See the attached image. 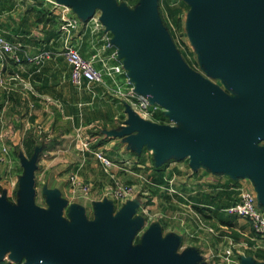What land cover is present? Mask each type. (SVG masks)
Instances as JSON below:
<instances>
[{
    "label": "crops",
    "instance_id": "0c3cea01",
    "mask_svg": "<svg viewBox=\"0 0 264 264\" xmlns=\"http://www.w3.org/2000/svg\"><path fill=\"white\" fill-rule=\"evenodd\" d=\"M83 1L0 0V38L16 47L18 58L14 63L0 53V197L17 205L28 187L32 206L45 213L56 209L68 227L106 218L119 226L112 242L128 234L126 251L152 239L191 264H264V236H254L245 218L227 211L243 190L259 203L249 176L175 155L160 158L148 142L138 144L129 127L139 114L111 93L122 76L103 74L100 82L78 88L70 83L63 58L68 49L96 70L119 62L101 12L86 16L75 3ZM110 1L133 12L142 0ZM27 132L34 143L28 153ZM92 151L112 167L104 172ZM71 177L89 187L86 196L72 188ZM113 180L130 186V194L105 196ZM17 258L15 245L0 254L7 262Z\"/></svg>",
    "mask_w": 264,
    "mask_h": 264
},
{
    "label": "water",
    "instance_id": "95a60500",
    "mask_svg": "<svg viewBox=\"0 0 264 264\" xmlns=\"http://www.w3.org/2000/svg\"><path fill=\"white\" fill-rule=\"evenodd\" d=\"M156 2L142 0L133 12L110 0L75 2L86 16L101 12L133 91L164 109L173 124L131 117L129 130L137 133L138 144L148 142L160 158L175 155L192 165L202 161L216 171L249 176L264 212V151L255 149L264 142V0H186L198 6L192 31L206 65L240 100L182 68L155 23ZM118 228L103 217L94 225L68 227L56 209L45 213L34 208L28 187L17 205L0 197V254L15 245V261L26 256L29 264H191L187 257L169 256L166 246L152 239L126 251L127 233L112 242Z\"/></svg>",
    "mask_w": 264,
    "mask_h": 264
},
{
    "label": "built area",
    "instance_id": "2783aa9c",
    "mask_svg": "<svg viewBox=\"0 0 264 264\" xmlns=\"http://www.w3.org/2000/svg\"><path fill=\"white\" fill-rule=\"evenodd\" d=\"M75 24V21L69 23L70 26H74ZM16 50V47L9 45L0 38V53L9 55L14 63L18 62V58L15 55ZM63 58L69 66V81L74 87H80L83 82L98 83L101 81L103 74L109 77L120 75L122 76V81L117 83L114 82L111 91L113 96L128 103L130 107L137 111L142 120L157 124L152 120L153 114L161 113L164 117V113L166 112L164 109L151 103L148 97L136 94L133 91V85L126 76V71L123 69L120 61L115 65L105 67L103 70H96L88 61L82 59L74 49L66 50L63 53ZM163 125L171 126L173 124L167 121ZM80 146L82 150H88V144L86 142H81ZM1 151L4 152L5 149H2ZM91 155L102 166L104 172L112 167L111 161L103 156L101 152L92 151ZM69 182L72 188L78 191L79 195L86 196L88 194L89 187L87 185L78 182L74 177H71ZM130 192V186L124 185L116 180L111 181V183L106 185L102 191L105 196L115 200L125 198ZM227 211L245 218L249 222L254 236H264V212L257 206L253 195L249 191H240L236 203L228 207ZM231 244L232 243L229 241L230 246ZM230 246L224 250L225 257L230 254Z\"/></svg>",
    "mask_w": 264,
    "mask_h": 264
},
{
    "label": "rangeland",
    "instance_id": "374dc122",
    "mask_svg": "<svg viewBox=\"0 0 264 264\" xmlns=\"http://www.w3.org/2000/svg\"><path fill=\"white\" fill-rule=\"evenodd\" d=\"M167 2L171 5L174 2H181L185 7L179 15L180 19L175 23H172L168 17L163 0L156 2L155 8V23L164 30L168 42L180 60L182 68L197 77L200 81L219 90L228 98L240 100L238 94L227 84V82L220 76L214 75L206 65L203 47L192 31L193 11L198 6H190L186 0H167ZM172 7H177V5H172ZM255 149L258 151H264V142L258 143L255 146ZM119 182L127 185L125 182ZM25 257L26 256H23L19 261H12L10 264H29L28 259ZM30 264L35 263L30 262Z\"/></svg>",
    "mask_w": 264,
    "mask_h": 264
},
{
    "label": "trees",
    "instance_id": "16d2710c",
    "mask_svg": "<svg viewBox=\"0 0 264 264\" xmlns=\"http://www.w3.org/2000/svg\"><path fill=\"white\" fill-rule=\"evenodd\" d=\"M158 2V0H157ZM163 4L166 6L167 15L170 18L172 23H175L178 20L179 14L182 12V10L185 9L184 5L182 3L178 4L177 7L170 6L171 4L167 2V0H163ZM152 120L155 121L158 125H163L166 123V118H164L161 113H155L152 116ZM25 143L23 144L24 150L28 153L31 151L32 147L34 146V143L31 139L30 133H26ZM236 203V201L234 202ZM233 203V204H234ZM0 264H10V262H7L5 260H0Z\"/></svg>",
    "mask_w": 264,
    "mask_h": 264
}]
</instances>
